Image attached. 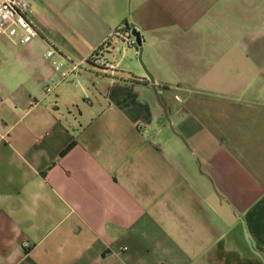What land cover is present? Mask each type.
<instances>
[{
  "label": "crops",
  "instance_id": "0c3cea01",
  "mask_svg": "<svg viewBox=\"0 0 264 264\" xmlns=\"http://www.w3.org/2000/svg\"><path fill=\"white\" fill-rule=\"evenodd\" d=\"M27 1L40 34L0 36V264H264V0Z\"/></svg>",
  "mask_w": 264,
  "mask_h": 264
},
{
  "label": "built area",
  "instance_id": "2783aa9c",
  "mask_svg": "<svg viewBox=\"0 0 264 264\" xmlns=\"http://www.w3.org/2000/svg\"><path fill=\"white\" fill-rule=\"evenodd\" d=\"M31 14L32 10L27 0H0V36L19 40L22 43L31 42L40 34ZM114 35L121 37L126 45L139 49L131 26L117 30ZM54 52V49L48 51L47 57L52 58ZM89 60L111 72L116 71L118 68V64L109 60L100 50L95 52ZM70 62L74 69L82 64V61L70 60ZM65 63L66 61L53 60V65L57 70H61ZM51 90L50 87L46 89L47 92Z\"/></svg>",
  "mask_w": 264,
  "mask_h": 264
},
{
  "label": "water",
  "instance_id": "95a60500",
  "mask_svg": "<svg viewBox=\"0 0 264 264\" xmlns=\"http://www.w3.org/2000/svg\"><path fill=\"white\" fill-rule=\"evenodd\" d=\"M131 27H132L133 34L135 35L137 43H138V46H139V60L142 63V65L144 66L148 77L150 78L151 84H152V86H153V88H154V90L156 92L158 101H159V103L161 104V106L163 107V109L165 111L166 117L168 119V122H169L171 128L174 129L173 122H172V120H171V118L169 116L168 107L163 103V101L161 99V96H160L161 90L158 89V85L156 84V78L154 77L152 72L149 70V68L147 67V65H146V63H145V61L143 59L144 46H143V40H142L141 32L138 29V26H136L134 23L131 24Z\"/></svg>",
  "mask_w": 264,
  "mask_h": 264
},
{
  "label": "rangeland",
  "instance_id": "374dc122",
  "mask_svg": "<svg viewBox=\"0 0 264 264\" xmlns=\"http://www.w3.org/2000/svg\"><path fill=\"white\" fill-rule=\"evenodd\" d=\"M126 48H129V47H126ZM124 50H123V48L121 47V49H120V51H119V53H122ZM137 56V55H136ZM138 57V56H137Z\"/></svg>",
  "mask_w": 264,
  "mask_h": 264
},
{
  "label": "trees",
  "instance_id": "16d2710c",
  "mask_svg": "<svg viewBox=\"0 0 264 264\" xmlns=\"http://www.w3.org/2000/svg\"><path fill=\"white\" fill-rule=\"evenodd\" d=\"M127 27H130L129 23L127 22Z\"/></svg>",
  "mask_w": 264,
  "mask_h": 264
}]
</instances>
